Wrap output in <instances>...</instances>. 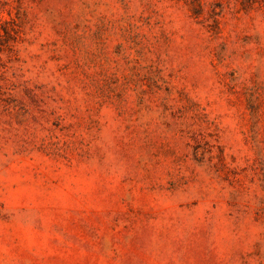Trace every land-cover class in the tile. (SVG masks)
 Segmentation results:
<instances>
[{
    "label": "rangeland",
    "instance_id": "1",
    "mask_svg": "<svg viewBox=\"0 0 264 264\" xmlns=\"http://www.w3.org/2000/svg\"><path fill=\"white\" fill-rule=\"evenodd\" d=\"M0 264H264V0H0Z\"/></svg>",
    "mask_w": 264,
    "mask_h": 264
}]
</instances>
